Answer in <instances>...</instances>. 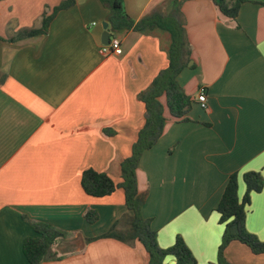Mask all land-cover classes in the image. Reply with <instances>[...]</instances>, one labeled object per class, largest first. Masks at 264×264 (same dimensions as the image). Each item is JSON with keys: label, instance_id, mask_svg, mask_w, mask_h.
<instances>
[{"label": "crops", "instance_id": "0c3cea01", "mask_svg": "<svg viewBox=\"0 0 264 264\" xmlns=\"http://www.w3.org/2000/svg\"><path fill=\"white\" fill-rule=\"evenodd\" d=\"M63 1L0 0V264H31L24 240L37 233L29 221L68 235L53 248L61 258L40 264H148L141 243L96 238L128 212L124 190L92 196L81 178L92 168L121 181V163L145 123L139 93L168 66L170 38L120 31L111 36L121 39L123 53L103 54L109 8L76 0L47 33L11 39L40 27ZM124 5L135 21L174 10L173 0ZM180 11L193 63L178 80L193 104L188 120L178 121L161 97L167 122L140 160L138 184L160 246L181 235L197 264H214L225 228L217 207L230 175L238 173L240 198L244 173L264 177V0H246L236 20L214 0H183ZM88 209L98 210L97 222L85 219ZM246 226L264 240V188L251 194ZM225 255L231 264H264V253L238 240ZM166 262L177 264L173 256Z\"/></svg>", "mask_w": 264, "mask_h": 264}, {"label": "trees", "instance_id": "16d2710c", "mask_svg": "<svg viewBox=\"0 0 264 264\" xmlns=\"http://www.w3.org/2000/svg\"><path fill=\"white\" fill-rule=\"evenodd\" d=\"M108 6L107 21L111 34L125 30H135L146 34L157 31L169 35L168 66L153 80L148 88L139 93V99L145 104V123L138 132L132 145L131 154L121 163V181L116 182L109 174L89 168L83 171L81 185L84 191L92 196L102 197L123 189L128 212L117 219L111 228L96 238H116L125 243H141L147 254L148 264H167L166 259L173 256L177 264H197V259L181 235L176 237L173 245L162 247L158 242V233L152 228L151 219L143 214L147 193L139 189L138 168L145 151L156 145L163 134L167 117L161 97H166V105L171 115L178 121L188 120L186 116L192 108L193 98L188 95L178 80L179 74L188 67L192 60V47L189 42L180 5L183 0H173L174 10L168 14L155 10L138 21L126 12L124 0H101ZM220 11L227 17L236 20L240 8L246 0H214ZM76 0H65L55 6L51 13L43 16L41 26L19 33L11 39L45 34L57 13L69 8ZM2 39V37H0ZM247 186L243 198L239 196L238 173L230 175L221 201L217 207L220 222L224 224L222 242L219 246L218 260L214 264H231L225 255L230 242L238 240L246 244L253 253H264V240L250 232L246 226L247 206L253 192L264 188V177L260 171H248L243 175ZM96 209H88L85 219L89 223L99 220ZM36 231V236H28L24 240V253L31 264H40L47 259H59L61 256L53 251L54 246L67 233L43 221H29ZM92 240L87 238L86 241Z\"/></svg>", "mask_w": 264, "mask_h": 264}, {"label": "built area", "instance_id": "2783aa9c", "mask_svg": "<svg viewBox=\"0 0 264 264\" xmlns=\"http://www.w3.org/2000/svg\"><path fill=\"white\" fill-rule=\"evenodd\" d=\"M101 52L103 54L121 55L123 53L121 39L118 36H111L110 42L102 45ZM197 99L203 107L206 106L207 96L204 89L200 90Z\"/></svg>", "mask_w": 264, "mask_h": 264}, {"label": "water", "instance_id": "95a60500", "mask_svg": "<svg viewBox=\"0 0 264 264\" xmlns=\"http://www.w3.org/2000/svg\"><path fill=\"white\" fill-rule=\"evenodd\" d=\"M103 27H104V34L102 37V43L103 44H108L110 42V38H111V31L109 30V23L108 21H104L103 22ZM193 61L191 60L189 65H192Z\"/></svg>", "mask_w": 264, "mask_h": 264}]
</instances>
